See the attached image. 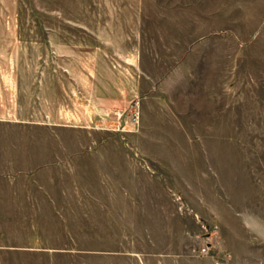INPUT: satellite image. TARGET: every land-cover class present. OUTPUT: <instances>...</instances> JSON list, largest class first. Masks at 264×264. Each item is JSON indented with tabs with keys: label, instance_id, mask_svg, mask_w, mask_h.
Wrapping results in <instances>:
<instances>
[{
	"label": "rangeland",
	"instance_id": "374dc122",
	"mask_svg": "<svg viewBox=\"0 0 264 264\" xmlns=\"http://www.w3.org/2000/svg\"><path fill=\"white\" fill-rule=\"evenodd\" d=\"M0 264H264V0H0Z\"/></svg>",
	"mask_w": 264,
	"mask_h": 264
},
{
	"label": "built area",
	"instance_id": "2783aa9c",
	"mask_svg": "<svg viewBox=\"0 0 264 264\" xmlns=\"http://www.w3.org/2000/svg\"><path fill=\"white\" fill-rule=\"evenodd\" d=\"M206 248H205V246H203V250H205Z\"/></svg>",
	"mask_w": 264,
	"mask_h": 264
}]
</instances>
